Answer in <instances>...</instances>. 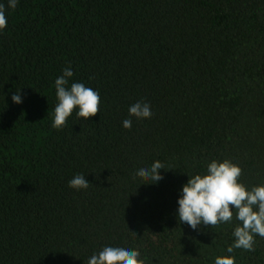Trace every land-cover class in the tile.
I'll return each instance as SVG.
<instances>
[{"label": "trees", "instance_id": "trees-1", "mask_svg": "<svg viewBox=\"0 0 264 264\" xmlns=\"http://www.w3.org/2000/svg\"><path fill=\"white\" fill-rule=\"evenodd\" d=\"M0 3V264H87L123 244L144 264L226 255L235 213L194 230L177 199L213 159L237 164L249 189L264 184V0ZM69 66L67 86L98 90L99 111L74 109L57 129L55 80ZM137 101L150 118L129 117ZM156 160L158 183L135 175ZM76 174L87 189L69 187ZM231 255L264 264V238Z\"/></svg>", "mask_w": 264, "mask_h": 264}, {"label": "clouds", "instance_id": "clouds-1", "mask_svg": "<svg viewBox=\"0 0 264 264\" xmlns=\"http://www.w3.org/2000/svg\"><path fill=\"white\" fill-rule=\"evenodd\" d=\"M18 0H7V8L14 9ZM8 24L6 9L0 3V31ZM71 67H66L63 74L55 80L57 103L54 107L52 127L61 128L65 125L73 110L75 115L87 120L99 111L100 94L98 90L81 82H72ZM14 103H22V97L16 92L11 97ZM129 117L137 120L150 118L152 107L147 102L137 101L128 108ZM124 128H131L132 119L122 121ZM165 169L161 161L156 160L150 165H141L135 175L158 183L163 177L160 173ZM242 169L232 161L213 159L207 165L205 174H195L182 186L177 199V217L180 223H187L192 229L201 224L216 226L230 223L235 219L239 223L232 231L233 243L226 249V255L217 256L214 264H235L231 255L234 249L254 250L255 237L264 238V184L247 188L239 177ZM90 182L84 174H76L69 181V187L79 191L87 189ZM87 264H144L139 249L127 244L120 246H104L99 252L93 253Z\"/></svg>", "mask_w": 264, "mask_h": 264}]
</instances>
